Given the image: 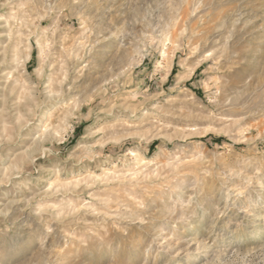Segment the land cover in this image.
Wrapping results in <instances>:
<instances>
[{
  "label": "rangeland",
  "instance_id": "374dc122",
  "mask_svg": "<svg viewBox=\"0 0 264 264\" xmlns=\"http://www.w3.org/2000/svg\"><path fill=\"white\" fill-rule=\"evenodd\" d=\"M0 264H264V0H0Z\"/></svg>",
  "mask_w": 264,
  "mask_h": 264
}]
</instances>
